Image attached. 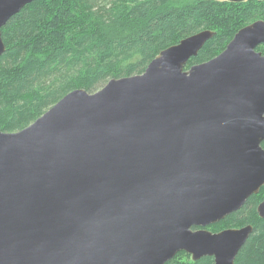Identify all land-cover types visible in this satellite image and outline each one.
Wrapping results in <instances>:
<instances>
[{
	"label": "water",
	"instance_id": "1",
	"mask_svg": "<svg viewBox=\"0 0 264 264\" xmlns=\"http://www.w3.org/2000/svg\"><path fill=\"white\" fill-rule=\"evenodd\" d=\"M32 1L0 0V56L2 27ZM214 34L0 130V264H165L180 251L234 264L252 225L206 227L264 185V19L186 67Z\"/></svg>",
	"mask_w": 264,
	"mask_h": 264
},
{
	"label": "trees",
	"instance_id": "2",
	"mask_svg": "<svg viewBox=\"0 0 264 264\" xmlns=\"http://www.w3.org/2000/svg\"><path fill=\"white\" fill-rule=\"evenodd\" d=\"M256 19H264V0H34L1 29L0 130L26 127L72 89L92 92L110 78L141 73L160 50L211 29L215 34L186 67L206 61ZM256 49L264 54V44ZM263 198L264 185L214 224L215 231L252 225L234 264H264V217L256 212ZM191 263L212 264L213 258Z\"/></svg>",
	"mask_w": 264,
	"mask_h": 264
},
{
	"label": "rangeland",
	"instance_id": "3",
	"mask_svg": "<svg viewBox=\"0 0 264 264\" xmlns=\"http://www.w3.org/2000/svg\"><path fill=\"white\" fill-rule=\"evenodd\" d=\"M215 224V223H214ZM214 224H211L209 225L208 227H206L207 229L211 230V231H215L217 230V226L214 225ZM223 228V227H222ZM221 228V229H222ZM186 253V252H185ZM191 261H193L191 259V255L186 253V254H181L179 255V257L174 261L175 263L174 264H192Z\"/></svg>",
	"mask_w": 264,
	"mask_h": 264
},
{
	"label": "flooded vegetation",
	"instance_id": "4",
	"mask_svg": "<svg viewBox=\"0 0 264 264\" xmlns=\"http://www.w3.org/2000/svg\"><path fill=\"white\" fill-rule=\"evenodd\" d=\"M208 227V226H207ZM241 227V226H240ZM227 228V227H226ZM221 230V229H220ZM210 257H212V256H210ZM213 258V257H212ZM213 264V263H212Z\"/></svg>",
	"mask_w": 264,
	"mask_h": 264
}]
</instances>
